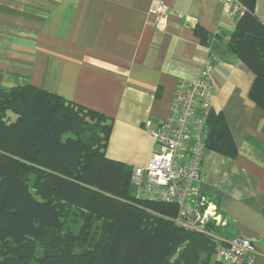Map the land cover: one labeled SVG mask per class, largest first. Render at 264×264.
I'll use <instances>...</instances> for the list:
<instances>
[{
  "label": "crops",
  "instance_id": "1",
  "mask_svg": "<svg viewBox=\"0 0 264 264\" xmlns=\"http://www.w3.org/2000/svg\"><path fill=\"white\" fill-rule=\"evenodd\" d=\"M152 2L0 0V87L31 84L112 117L108 157L145 167L157 148L145 122L168 118L179 82L201 76L211 49L212 109L224 113L236 154L204 150L203 191L225 221L220 232L257 240L264 264V108L250 98L254 73L227 48L237 16L221 0H165L158 31ZM255 12L264 22V0ZM198 25L221 40L205 46Z\"/></svg>",
  "mask_w": 264,
  "mask_h": 264
},
{
  "label": "trees",
  "instance_id": "2",
  "mask_svg": "<svg viewBox=\"0 0 264 264\" xmlns=\"http://www.w3.org/2000/svg\"><path fill=\"white\" fill-rule=\"evenodd\" d=\"M238 1L244 11L226 44L254 73L250 98L264 108V22L256 0ZM195 32L209 48L222 38ZM113 126L34 85L0 87V264H235L207 234L178 228L175 204L136 194L133 168L107 155ZM204 144L236 154L222 111L208 116ZM74 211L79 231L64 230Z\"/></svg>",
  "mask_w": 264,
  "mask_h": 264
},
{
  "label": "built area",
  "instance_id": "3",
  "mask_svg": "<svg viewBox=\"0 0 264 264\" xmlns=\"http://www.w3.org/2000/svg\"><path fill=\"white\" fill-rule=\"evenodd\" d=\"M233 16L244 11L238 0H221ZM155 27L165 30V0H153ZM218 55L209 50L201 76L195 81H180L168 118L153 127L145 122L154 136L157 148L145 167H135L132 183L143 198L173 203L177 213L172 219L178 228L207 234L215 244L216 256L235 264H255L259 254L257 240L234 235L224 236L215 228L225 225L218 206L203 191L202 156L205 150L206 122L212 111L214 91L212 71ZM193 141L192 146L188 145Z\"/></svg>",
  "mask_w": 264,
  "mask_h": 264
},
{
  "label": "rangeland",
  "instance_id": "4",
  "mask_svg": "<svg viewBox=\"0 0 264 264\" xmlns=\"http://www.w3.org/2000/svg\"><path fill=\"white\" fill-rule=\"evenodd\" d=\"M35 179V174H31L30 177V181L31 183L34 181ZM82 222V217H81V213L78 211H74L72 213H70V215H68V217L65 219V227L64 230H66V228H70L75 232L79 231V227L81 225ZM32 264H35V261H33Z\"/></svg>",
  "mask_w": 264,
  "mask_h": 264
}]
</instances>
